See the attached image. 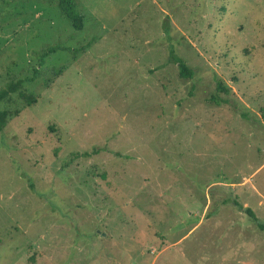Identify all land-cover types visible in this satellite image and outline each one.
<instances>
[{"label": "rangeland", "instance_id": "1", "mask_svg": "<svg viewBox=\"0 0 264 264\" xmlns=\"http://www.w3.org/2000/svg\"><path fill=\"white\" fill-rule=\"evenodd\" d=\"M73 1L0 0V264H264V0Z\"/></svg>", "mask_w": 264, "mask_h": 264}, {"label": "trees", "instance_id": "2", "mask_svg": "<svg viewBox=\"0 0 264 264\" xmlns=\"http://www.w3.org/2000/svg\"><path fill=\"white\" fill-rule=\"evenodd\" d=\"M57 2H58V6L60 10L62 11L63 15L69 21H71L73 28L76 31H81L84 27L83 18L76 11V5L74 1L73 0H57ZM47 54L48 52L42 54L41 56L42 61H44ZM169 62L172 64H176L178 66L179 77L182 80H189L194 77L193 70L181 58L176 56L173 50L170 52ZM33 80L34 79L27 80V81L31 82ZM23 84H24L23 81L13 82L9 84L6 88L1 90L0 91V103L10 100L13 95L18 94L27 107H31L35 105L37 103V98L31 94H26L22 92L21 90H22ZM220 94H227V95L230 94V88L227 87L223 81L218 80L216 84V93L211 96L210 102H214L217 105H221L224 102L227 103V101L221 100L219 96ZM10 115L11 114L9 112L0 109V132H2L5 129L7 125L8 117ZM97 152H98L97 149L93 151L94 154ZM91 155H92L91 153L85 152L83 154L77 153L74 155V157L75 158H89ZM235 205L239 207L240 210L244 211L251 219H253L261 231H264V225L259 223L257 218L254 216L252 210H250L249 208L244 209L243 206L239 204L238 202H235Z\"/></svg>", "mask_w": 264, "mask_h": 264}]
</instances>
